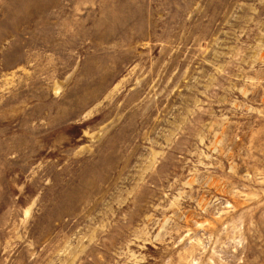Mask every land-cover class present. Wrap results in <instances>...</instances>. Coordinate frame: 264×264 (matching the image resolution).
<instances>
[{
  "label": "rangeland",
  "instance_id": "obj_1",
  "mask_svg": "<svg viewBox=\"0 0 264 264\" xmlns=\"http://www.w3.org/2000/svg\"><path fill=\"white\" fill-rule=\"evenodd\" d=\"M0 264H264V0H0Z\"/></svg>",
  "mask_w": 264,
  "mask_h": 264
}]
</instances>
